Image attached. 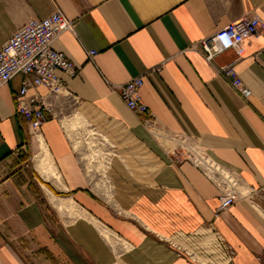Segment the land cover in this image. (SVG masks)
<instances>
[{
	"label": "crops",
	"instance_id": "1",
	"mask_svg": "<svg viewBox=\"0 0 264 264\" xmlns=\"http://www.w3.org/2000/svg\"><path fill=\"white\" fill-rule=\"evenodd\" d=\"M57 11L74 26L52 49L76 74L56 71L65 95L48 98L38 136L16 114L23 76L0 87V264H264V34L213 63L197 48L246 12L264 22V0H0V48ZM229 64L247 99L220 73ZM136 77L157 124L212 164L165 154L111 90ZM62 106L74 110L60 118ZM74 118L77 147L62 124ZM88 133L114 147L105 177L86 171ZM46 157L57 176L40 170ZM226 185L249 197L214 217Z\"/></svg>",
	"mask_w": 264,
	"mask_h": 264
},
{
	"label": "built area",
	"instance_id": "2",
	"mask_svg": "<svg viewBox=\"0 0 264 264\" xmlns=\"http://www.w3.org/2000/svg\"><path fill=\"white\" fill-rule=\"evenodd\" d=\"M73 26L72 20H68L57 11L45 19L30 20L0 48V87L7 84L16 74L23 76L22 87L16 101V114L25 120L31 134L39 135L40 128L46 120V113H51L54 117L50 105L47 104L48 98L65 95L66 88L56 71L59 70L70 77L76 74L74 63L63 53L52 49V43ZM263 34L264 22L258 14L250 11L199 42L197 48L206 62L213 63L216 56L228 50L239 55L247 38ZM88 55L93 58L95 53L88 52ZM219 71L230 76L232 88L242 98L247 99L251 95L250 90L240 81L232 64L220 67ZM142 85V78L136 77L111 90L118 94L129 111L141 117L142 125L162 146L173 163L177 165L182 160H187L196 165L194 158L197 157L208 166L212 164L206 153L190 138L170 133L157 124L141 100L139 91ZM39 87L46 88L47 94L40 95L37 91ZM73 101L77 103V99L74 98ZM225 189L226 193L220 197L214 217L244 197H249L235 185H226ZM185 252L190 260H195L192 253Z\"/></svg>",
	"mask_w": 264,
	"mask_h": 264
},
{
	"label": "rangeland",
	"instance_id": "3",
	"mask_svg": "<svg viewBox=\"0 0 264 264\" xmlns=\"http://www.w3.org/2000/svg\"><path fill=\"white\" fill-rule=\"evenodd\" d=\"M58 106H56V107H58ZM62 107L63 108H58V110H57L58 114H60V115H61V113H62V115L69 114L72 110H74L73 106H62ZM62 115L60 118H62ZM74 120H75V122L73 125L69 124L66 121H62V124L65 127L69 138L73 141L72 143H73L74 147H77V145H78L77 140L78 139L76 137L78 136V133L75 131V129L79 128V126H81V125H80V123H78V121L75 118H74ZM67 125H69V129L67 128ZM92 128L95 129L94 127H92ZM87 135H88V138L86 139V143H87L88 149L90 150L91 154L87 158L83 157L84 159H82V160L84 163H86V165H85L86 171H89V172L95 174L96 176H98V172H96L92 166L93 162H96V168L98 169L99 173L101 174L103 169H105V170L107 169V162L105 161V158L107 155L105 154L102 157L100 154H101V152L104 153V149H105L106 152L109 153L108 158L110 159L112 157V155L114 154V147L109 142V140L104 136L107 139L108 143L106 142L105 144H103V143L96 144V149H93L94 143L96 142V136L92 133H88ZM99 150H101V152ZM90 152L87 151V153H90ZM87 153L85 152V148H84V150L81 147L79 148L78 154L80 157H81V155L83 156L84 154H87ZM38 166H39V168H41V165L39 163H38ZM49 174H50V172H49Z\"/></svg>",
	"mask_w": 264,
	"mask_h": 264
},
{
	"label": "bare ground",
	"instance_id": "4",
	"mask_svg": "<svg viewBox=\"0 0 264 264\" xmlns=\"http://www.w3.org/2000/svg\"><path fill=\"white\" fill-rule=\"evenodd\" d=\"M67 128L69 129V125H67ZM36 140H37V149H39V155H45V156H47V153H46V150H45V148H44V143H43V140L40 138V137H37L36 138ZM101 143H103V144H105V142L99 137L98 138V141L97 142H95L94 143V148L93 149H96V144H101ZM100 152H101V150H99ZM106 153V155L108 156L109 155V153L108 152H105ZM102 157H103V155H104V153L103 152H101V154H100ZM40 160L41 161H43V162H40ZM38 161H39V164L40 165H42L41 166V170H46V172L49 174V172H50V174H52V175H55L54 173H56L55 171H54V166H53V163H52V161L49 159V157L47 158H43V160L42 159H38ZM43 167V168H42ZM105 169H103V171L101 172V174L105 177ZM55 176H57V174L55 175ZM64 208V207H63ZM103 235L106 237V239L108 240V241H110V242H112V240L109 238V236H108V234L106 233V232H104L103 233Z\"/></svg>",
	"mask_w": 264,
	"mask_h": 264
}]
</instances>
